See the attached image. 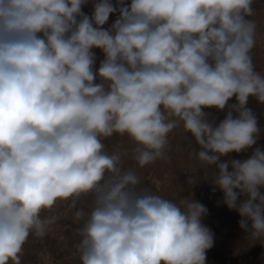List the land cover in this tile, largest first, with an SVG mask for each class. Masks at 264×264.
<instances>
[{
  "label": "clouds",
  "instance_id": "clouds-1",
  "mask_svg": "<svg viewBox=\"0 0 264 264\" xmlns=\"http://www.w3.org/2000/svg\"><path fill=\"white\" fill-rule=\"evenodd\" d=\"M88 2L0 0V264H21L29 236L53 232L58 202L80 225L81 264H206L207 208L123 166L129 152L141 168L166 159L180 127L246 239L264 244V150L253 149L264 129L247 107L264 105L254 0H94L91 15ZM116 134L134 146L108 151Z\"/></svg>",
  "mask_w": 264,
  "mask_h": 264
},
{
  "label": "rangeland",
  "instance_id": "rangeland-1",
  "mask_svg": "<svg viewBox=\"0 0 264 264\" xmlns=\"http://www.w3.org/2000/svg\"><path fill=\"white\" fill-rule=\"evenodd\" d=\"M93 2L94 0H89L83 7L82 11L85 14L91 15ZM115 3L116 0H113V4ZM253 8L255 15L249 19L255 21L257 32L256 44L251 55L256 70L264 73V0H254ZM117 15L118 13L110 15L104 27H110ZM93 51L98 69L104 56L100 49ZM230 103H235V98ZM247 107L256 113L258 125L264 129V105L258 104L254 98H249ZM205 111L210 112V118H215L218 123L224 118L226 110L205 109ZM103 142L108 151L117 144L129 149L134 146L126 136L122 137L118 134ZM169 144L167 158L164 160H158L141 168L129 152L123 158V166L126 169H135L143 184L155 194L177 201L190 194L193 199L207 208V215L203 217L202 222L214 234V244L206 253V264H264V244L247 240V234L239 227V214L222 203L223 193L211 182L214 168L201 167L198 160L189 156L191 147L195 146L190 134L185 133L182 127L174 129L169 134ZM255 147L264 150V132L261 133L253 149ZM253 149L239 154L231 153L230 158L246 159ZM189 177H196L198 182L194 185L188 184ZM89 203V197H81L77 207H84L87 210ZM72 211L74 210H70L66 203L58 202L55 212L61 214V219L53 226V232L45 237L29 236L23 247L21 264H81L75 248L79 241L76 229L80 225L73 222ZM61 235L64 237L63 240L60 239Z\"/></svg>",
  "mask_w": 264,
  "mask_h": 264
}]
</instances>
